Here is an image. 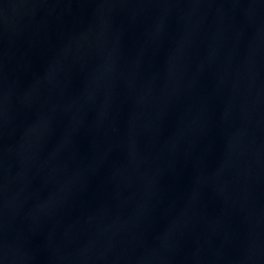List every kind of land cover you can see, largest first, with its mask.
<instances>
[{
	"label": "water",
	"instance_id": "obj_1",
	"mask_svg": "<svg viewBox=\"0 0 264 264\" xmlns=\"http://www.w3.org/2000/svg\"><path fill=\"white\" fill-rule=\"evenodd\" d=\"M0 264H264V0H0Z\"/></svg>",
	"mask_w": 264,
	"mask_h": 264
}]
</instances>
